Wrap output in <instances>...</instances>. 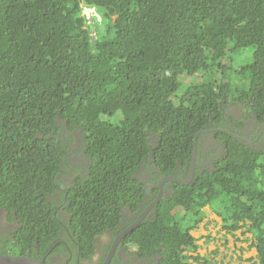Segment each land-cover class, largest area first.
Wrapping results in <instances>:
<instances>
[{
    "label": "trees",
    "instance_id": "trees-1",
    "mask_svg": "<svg viewBox=\"0 0 264 264\" xmlns=\"http://www.w3.org/2000/svg\"><path fill=\"white\" fill-rule=\"evenodd\" d=\"M212 129L110 264H211L207 207L264 264V0H0V254L103 264Z\"/></svg>",
    "mask_w": 264,
    "mask_h": 264
},
{
    "label": "rangeland",
    "instance_id": "rangeland-1",
    "mask_svg": "<svg viewBox=\"0 0 264 264\" xmlns=\"http://www.w3.org/2000/svg\"><path fill=\"white\" fill-rule=\"evenodd\" d=\"M75 150L78 154L81 153V148L79 145L75 146ZM206 155L213 156L217 158L219 154L216 151H206ZM74 167L80 166V163L74 162ZM209 167L212 164L208 165ZM148 175L144 178L147 179ZM207 218L204 223H201L197 229H195L192 234L198 239V255L201 257L206 256L211 264H253L257 262V250L255 248H250L251 241H245V239H251L252 235L250 233H244L245 229L238 230L234 235L228 233L223 229V222L220 217L214 214V212L207 207ZM5 212L0 209V219L3 220ZM211 234L212 239L208 240L207 235ZM240 238L241 240H238ZM243 249V250H242ZM121 251V254H123ZM197 253H190L196 257ZM126 258H128L126 256ZM136 262H138L135 259ZM156 260L150 259L147 264H153ZM193 264H197L194 259L190 261ZM144 263V261H142Z\"/></svg>",
    "mask_w": 264,
    "mask_h": 264
},
{
    "label": "water",
    "instance_id": "water-1",
    "mask_svg": "<svg viewBox=\"0 0 264 264\" xmlns=\"http://www.w3.org/2000/svg\"><path fill=\"white\" fill-rule=\"evenodd\" d=\"M92 16L94 15V12H92ZM214 131V129L212 130ZM229 133L235 135L238 138H243L240 135H237L229 130H226ZM205 132H210V131H201L200 133L197 134L196 140H195V149H194V155H193V159H192V166L190 169V175L188 180L186 181H181L175 177H169L166 176L159 184V194L157 196V198L150 204V206L142 213V215L132 224L130 225L127 229H125L124 231H122L114 240L113 244L111 245L110 251L108 252L106 259L104 261L103 264H110L112 261V258L114 257L117 248L119 246L120 241L122 240V238L131 230H133L134 228H136L137 226H139V224L144 220V218L148 215V212L154 208V206L161 200V198L164 195V189H163V185L166 182L169 181H174V182H181V183H190L194 177V172H195V166H196V156H197V149H198V136L200 134H203ZM0 264H47L45 259H38L35 257H30V256H16V255H5V254H0Z\"/></svg>",
    "mask_w": 264,
    "mask_h": 264
},
{
    "label": "clouds",
    "instance_id": "clouds-1",
    "mask_svg": "<svg viewBox=\"0 0 264 264\" xmlns=\"http://www.w3.org/2000/svg\"><path fill=\"white\" fill-rule=\"evenodd\" d=\"M92 12H94V14H95V11L94 10H92V9H88L87 11H86V14H87V17H89V18H93V16H92ZM242 110V108L240 107V109H239V111L238 112H240ZM232 113H237V111H236V109H232ZM238 114V113H237ZM236 114V115H237ZM239 117L241 116V114L239 113V115H238ZM213 130V129H212ZM212 130H207V131H212ZM222 131H225V132H227V133H229L228 131H226V130H229V131H231V132H233V133H235V134H237V135H240V136H242L243 138H239V139H245V140H248V138L247 137H245L244 135H242V132L244 131V128H238L236 125H233V126H231L229 129L228 128H223V129H221ZM214 131H215V129H214ZM230 135H232L233 137H235V138H238V137H236L235 135H233V134H231V133H229ZM210 143V144H209ZM79 146H80V148H81V150H83L82 149V147H81V144H79ZM217 146H218V144H217V142H207L206 144H205V147H204V149H203V152L201 153V155L199 156V164H198V166L200 167V168H204V167H207L209 164H213V162L216 160V158H214L213 156H209V155H206L205 154V152L206 151H216L218 154H219V152H218V150H217ZM194 149H195V147H194ZM193 155H194V152H193ZM79 157L82 159V160H85V154L83 153V152H81L80 154H79ZM197 157H198V149H197V156H196V163H197ZM192 159H193V157H192ZM191 166H192V164H191ZM195 168H196V166H195ZM211 168V167H210ZM148 177V176H147ZM165 178V177H164ZM163 178V179H164ZM176 178V177H175ZM162 179V180H163ZM178 179V178H177ZM161 180V181H162ZM180 180V179H179ZM188 180V179H187ZM160 181V182H161ZM182 181V180H181ZM159 182V183H160ZM170 182V181H169ZM163 189H164V185H163ZM160 191V190H159ZM159 194V193H158ZM158 196V195H157ZM157 198V197H156ZM155 198V199H156ZM1 209V208H0ZM2 210V209H1ZM153 210V208L148 212V215L150 214V212ZM5 213H7L6 211H5ZM215 214V213H214ZM216 215V214H215ZM192 233V232H191ZM193 235V234H192ZM194 237V236H193ZM195 238V237H194ZM196 239V243L198 242V239L197 238H195ZM113 244V243H112ZM197 245H198V243H197ZM199 246V245H198ZM198 249H199V247H198ZM257 250V249H256ZM110 251V250H109ZM197 252H198V250H197ZM197 252H195V253H197ZM99 254V253H98ZM192 254V253H191ZM100 255V254H99ZM193 256V255H192ZM196 256H200V255H198V253H197V255ZM201 257V256H200ZM157 256H155V257H153V258H151V259H155V260H157ZM203 258H207L206 256H203ZM62 261H64V260H66L67 259V257L66 256H62ZM208 259V258H207ZM51 262V264H53V260L51 259L50 260ZM196 263L197 264H201V260L198 262V261H196ZM61 264V263H60ZM229 264V263H228Z\"/></svg>",
    "mask_w": 264,
    "mask_h": 264
},
{
    "label": "flooded vegetation",
    "instance_id": "flooded-vegetation-1",
    "mask_svg": "<svg viewBox=\"0 0 264 264\" xmlns=\"http://www.w3.org/2000/svg\"><path fill=\"white\" fill-rule=\"evenodd\" d=\"M210 144V143H209ZM3 211V210H2ZM1 221H3V220H1ZM69 249V252L71 251V253H70V256H69V254L67 255L65 252V250H63L62 251V253L61 254H59L58 256H55V257H53L52 258V260H53V264H60V263H62V255H65V256H67V259H66V264H68V261L75 255V248L74 249H72L71 247H69L68 248ZM99 256V254L97 253L96 255H95V257H94V260H97V257ZM78 258V263H80V260H79V257H77ZM51 264V263H50ZM84 264H88V262H84Z\"/></svg>",
    "mask_w": 264,
    "mask_h": 264
}]
</instances>
